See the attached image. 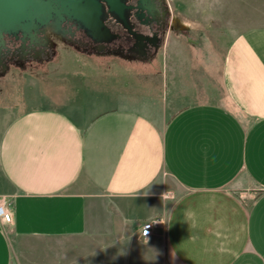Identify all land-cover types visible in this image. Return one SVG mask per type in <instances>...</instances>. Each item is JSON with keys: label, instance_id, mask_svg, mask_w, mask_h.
I'll return each instance as SVG.
<instances>
[{"label": "crops", "instance_id": "crops-1", "mask_svg": "<svg viewBox=\"0 0 264 264\" xmlns=\"http://www.w3.org/2000/svg\"><path fill=\"white\" fill-rule=\"evenodd\" d=\"M195 32L188 66L212 99L186 77L167 98L176 78L125 58L89 76L115 87L95 115L79 76L41 78L56 82L53 107H29L38 96L21 86L14 102L18 76L0 75V197L12 212L0 264H91L95 251L100 264L113 251L126 258L117 264H264V23L218 49ZM141 207L146 217L129 216Z\"/></svg>", "mask_w": 264, "mask_h": 264}, {"label": "rangeland", "instance_id": "rangeland-1", "mask_svg": "<svg viewBox=\"0 0 264 264\" xmlns=\"http://www.w3.org/2000/svg\"><path fill=\"white\" fill-rule=\"evenodd\" d=\"M161 4L164 9H167L169 17L170 15L172 16V26L170 30H166L160 35V41L162 39L163 41L153 63L154 68H156L160 75H166V78L172 76L177 79V86L175 87L174 84V89H170L167 83V98H169L171 91H180L181 78L184 77L188 78L190 82V91H195V86L197 83L196 80L199 79L200 82L202 81L203 85L212 91L211 93V91L208 90L209 94L211 93L208 96L210 98L214 92L206 81V77L202 75L200 70H191L188 66V64H190L191 57L187 50L188 47L185 44L187 42V38L196 39L197 32L195 31H197V28H200L208 32L209 38L212 40V42L214 41L216 49H218L217 47L223 48L225 43L229 41L233 35L231 31H235V29L239 26L243 27L256 23H264V0H161ZM52 17L53 18L51 22L45 26L46 30L44 32H46V35L43 36L44 41L52 39V37H50L52 34H62L64 31H67L66 28L65 30L64 28L58 27L59 23L56 18L57 16H55L53 12ZM32 24V22L29 23V25ZM184 25L192 29L190 30V33L186 34L180 31ZM198 34L203 35L201 34V31ZM34 36L35 39L38 37L36 32ZM55 42V45L58 47L55 51H59V55L61 57L58 62H51L49 65H44L42 69H39V67H37L35 64L28 65L31 67L25 69L26 71H22V69L16 67H11L12 71L16 73L12 75L18 76L14 77L15 79L12 82L14 102L16 101L15 91L19 90L20 87L23 86L24 88L26 87L25 90L28 89L30 93L34 94V96H38V98L34 97L36 98L34 101L29 102V107H53V102L50 99L51 97L48 98L45 91L49 92L50 95L57 92L55 85L56 82L49 81V84L46 85L40 79L43 77L52 78L57 76H79V79L82 81L81 85L83 86V89L88 88L86 89L85 98L86 106L88 107V110L91 112V114L95 115L99 111L106 109V107H111V105L106 102V98L109 94V91L113 92L115 87L107 88L105 81L94 77V79L89 77L94 75L95 72H98V74H105L109 70H112V68L107 69L108 65L105 64V59L96 57L97 59L95 60L97 61H94L95 63H90L85 59L87 56L78 49L63 45L61 41ZM99 56L101 55L99 54ZM211 57L213 56H211L210 53V58ZM108 58L119 59L117 57ZM214 58L217 62V55H215ZM101 60L103 61L100 62ZM135 61L142 63L140 60ZM108 64L110 66L111 63L108 62ZM21 72L23 73L21 77H19ZM26 72L28 75L24 74ZM9 74L10 73H7V75ZM26 78H28V81ZM84 78L91 79L88 81ZM84 80L86 81L83 82ZM25 84H27V86H24ZM175 98L178 97L176 96L174 99ZM176 101L177 103L181 102L180 99H177ZM172 187L173 190L169 194L165 193L164 195L168 198L167 209L177 196L174 186ZM129 216L141 218L146 217L145 209L141 207L140 209L131 210ZM130 223V226L132 225L131 228H134L132 222ZM95 252L96 253L93 256L88 257V260L91 259L89 261L91 264L94 262L96 264H100L101 255L100 253H97V251ZM112 253L113 255L110 258V264H117L119 259L118 256H116L117 252L113 251ZM119 260H121V262H126V258L123 256H121ZM76 261V264H83L82 258H79Z\"/></svg>", "mask_w": 264, "mask_h": 264}, {"label": "flooded vegetation", "instance_id": "flooded-vegetation-1", "mask_svg": "<svg viewBox=\"0 0 264 264\" xmlns=\"http://www.w3.org/2000/svg\"><path fill=\"white\" fill-rule=\"evenodd\" d=\"M83 1L52 0L53 11L41 6L30 9L32 25L0 29V75L16 74L11 67L26 71L31 67L28 65L35 64L42 69L44 65L58 62L61 57L55 51L58 48L55 41L78 49L90 60L117 57L142 63L154 61L163 41L160 35L172 26V16L169 17L161 0H118L122 4L120 14L110 9L107 0H92L97 8L91 11L89 21L74 15L76 5ZM52 12L57 16L58 27L67 31L52 34V39L44 41L45 26L51 22ZM190 30L184 25L180 31L188 34Z\"/></svg>", "mask_w": 264, "mask_h": 264}, {"label": "water", "instance_id": "water-1", "mask_svg": "<svg viewBox=\"0 0 264 264\" xmlns=\"http://www.w3.org/2000/svg\"><path fill=\"white\" fill-rule=\"evenodd\" d=\"M107 2L111 10L120 14L122 4L118 0H107ZM38 6L53 11L52 0H0V29L29 25L33 22L30 9ZM76 6L74 15L83 21H89L91 11L97 8L96 2L92 0H85Z\"/></svg>", "mask_w": 264, "mask_h": 264}, {"label": "built area", "instance_id": "built-area-1", "mask_svg": "<svg viewBox=\"0 0 264 264\" xmlns=\"http://www.w3.org/2000/svg\"><path fill=\"white\" fill-rule=\"evenodd\" d=\"M0 222L10 223L12 222V212L8 207V204L4 202L3 197H0ZM164 224V218L162 216L151 218L142 223L137 238L147 240L152 234L155 227L162 226Z\"/></svg>", "mask_w": 264, "mask_h": 264}]
</instances>
